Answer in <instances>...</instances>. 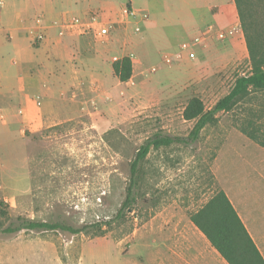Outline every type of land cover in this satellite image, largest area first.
<instances>
[{"label":"rangeland","instance_id":"374dc122","mask_svg":"<svg viewBox=\"0 0 264 264\" xmlns=\"http://www.w3.org/2000/svg\"><path fill=\"white\" fill-rule=\"evenodd\" d=\"M2 1L0 11L5 15L23 9L17 0ZM108 3L118 6L128 0H59V7L74 10L76 15L84 9L85 15L79 17L82 20L96 17L114 21L117 18L112 17L110 4L106 8ZM134 3L140 31H135L131 22L114 21L106 40H96L91 32L80 35L93 40L111 57V63L115 62L111 55H120L124 45L123 56L133 54L135 76L128 83L87 86L67 118L48 117L23 126L10 113L9 86H0V200L8 210V216L0 218V264H165L167 249L153 241L157 232L153 218L158 213L177 219L188 217L220 188L211 166L222 145L224 178L227 180L225 175L230 173L237 179L230 183L233 194L259 230L264 181L261 186L247 187L243 179L245 175L251 178L253 172L256 180L261 166L264 172V161L259 160L262 151L259 144L240 133L236 123L250 117L248 108L264 107V92L253 93L248 102H241L232 111L219 112L218 122L207 125L190 145L173 143L152 149L140 162L134 201L117 216L127 196L131 161L139 146L156 132L187 136L194 124L182 116L188 99L199 96L208 109L229 91L237 75L250 68L239 20L242 41L236 38L232 42V53L227 50L220 56L200 57L201 46L196 45L192 49L198 56L195 53L193 59L185 51L171 65L161 59L163 53L180 51L183 43L200 33L208 18L202 11L204 6L217 3L227 10L228 22H235L232 0ZM39 7L29 14L41 13ZM263 11L259 8L256 15L262 23ZM143 13L148 18L140 21ZM0 26L4 29L3 22ZM215 39L205 50L226 44ZM137 54L142 58H136ZM154 65L158 69L152 72ZM136 78L147 81L148 86H133ZM251 117L264 124V114L260 119ZM250 188V199H246L245 191ZM22 220L61 222L72 227L109 222L102 226V235L94 234L97 227L79 234L59 229L2 231Z\"/></svg>","mask_w":264,"mask_h":264},{"label":"crops","instance_id":"0c3cea01","mask_svg":"<svg viewBox=\"0 0 264 264\" xmlns=\"http://www.w3.org/2000/svg\"><path fill=\"white\" fill-rule=\"evenodd\" d=\"M232 2L236 13V21L232 23L228 22L227 10L217 3H213L207 8L204 6L202 11L208 18L199 28V34L204 33L210 26L217 31L238 24L239 19L234 0ZM17 3L23 9L15 10L12 16L5 15L0 11V22H3L4 26V29L0 26V57L4 58V61L0 62V86H9L7 91L10 93L9 103L13 102L11 105L9 104V110L16 117L20 126L40 123L48 117L67 118L68 113L77 106V100L87 86L124 85V82L119 81L113 74L112 63L109 62L111 57L105 56L93 40L68 33L59 36L60 27L58 24L63 20L85 15L84 9L77 10L76 15L74 10L61 9L59 0H17ZM123 3L118 6H114L112 3L106 5V8L109 4L112 6V17L117 18L114 21H119L118 23H122L120 12L124 6ZM128 4L138 13V7L135 6L134 0H128ZM39 5L41 13L36 16L29 14L31 9L36 10ZM3 6L4 3L0 0V8L2 9ZM87 12L90 11L87 10ZM37 18L40 19V24L37 23ZM114 21L112 20V22ZM134 22L137 23L133 20L131 21L132 25H135ZM36 32H40L43 37L36 39ZM214 35L215 32H212L207 43H211L210 41L215 39ZM236 38L242 41V33L233 37L228 36L224 40L226 44H215L208 50L200 47L199 56L209 54L220 56L227 50L232 53L234 51L232 42ZM121 47L122 50L119 48L120 55L112 54L111 56L122 57L124 45ZM136 58L142 57L137 54ZM134 76L135 74L132 75V77ZM12 86L17 87L13 89ZM133 86H148V83L141 78H136ZM224 149L225 147L222 145L218 150L211 170L264 259V212L260 214L259 230H257L251 217L233 194L230 183H236L237 179L230 173L225 175L227 180L224 178L221 165ZM258 149L262 151L259 160L264 161L262 158L264 148L258 146ZM262 167L256 172V180L253 179V172L250 174L251 178L245 175L244 186L249 187L251 184L261 186L263 184ZM252 189L245 191L246 199H250L247 194H251ZM153 220L157 231L154 232L153 241L157 246L162 243L167 249H165V254L169 258L165 264H229L194 225L189 216L183 215L177 219L174 216L158 213Z\"/></svg>","mask_w":264,"mask_h":264},{"label":"trees","instance_id":"16d2710c","mask_svg":"<svg viewBox=\"0 0 264 264\" xmlns=\"http://www.w3.org/2000/svg\"><path fill=\"white\" fill-rule=\"evenodd\" d=\"M238 19L243 29L250 68L247 72L235 77L229 91L219 98L212 107L206 108L199 96H192L183 107L182 116L185 120H194L189 134L185 137L173 136L156 132L148 137L138 148L131 161L130 183L127 187V196L122 203L117 216L128 209L134 201L133 188L136 185V175L139 165L147 154L163 146L173 143L190 145L195 142L201 131L207 126L218 122L219 112H229L241 102H248V98L255 92H264V23L257 18L259 8L264 9V0H234ZM264 14V11H263ZM113 74L121 82L128 81L132 76V60L123 56L112 63ZM250 117L240 119L236 123L238 130L264 148V124L251 116L260 119L264 114V107L248 108ZM252 109V110H251ZM8 216L7 204L0 200V218ZM190 220L204 234L210 244L229 264H264V259L249 234L238 212L232 205L226 193L218 188L195 211L188 213ZM109 221L93 226L72 227L61 222H45L22 220L15 226L2 228L3 232H16L21 229L62 230L71 234L87 232L91 227H97L95 235H102V226Z\"/></svg>","mask_w":264,"mask_h":264},{"label":"built area","instance_id":"2783aa9c","mask_svg":"<svg viewBox=\"0 0 264 264\" xmlns=\"http://www.w3.org/2000/svg\"><path fill=\"white\" fill-rule=\"evenodd\" d=\"M120 15L122 17V23H127L135 20L137 16V12L127 3L124 4V6L121 8ZM148 18L147 13H143L140 15V20L144 21ZM37 23L40 24L41 21L39 18H37ZM58 24V23H57ZM114 22L110 20H101L97 19L96 17H92L91 20H82L79 17H73L70 19L63 20L58 25L60 27L58 34L59 36L64 35L65 33H68L70 35H82L85 32H91L92 35L96 40H106L110 36V28ZM135 31H140L139 22L135 24ZM241 27L239 24H235L227 29H221V30H214L212 26L208 27L204 33H201L199 35H196L190 42L183 43L181 45V50L173 53V52H165L162 54L161 59L164 64L171 65L173 62H175L176 59H181L183 57V52L185 51L187 53V57L190 59H193L195 57V51L192 49L193 46L200 45L201 47H206L207 41L209 36L212 32H215V38L217 40H225L228 36L233 37L236 34L240 33ZM36 39H41L43 35L40 32L35 33ZM127 57L132 59L133 54H127ZM120 58L117 56L113 57V61H117ZM158 66H152L150 70L152 72L157 71Z\"/></svg>","mask_w":264,"mask_h":264}]
</instances>
